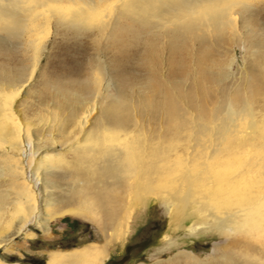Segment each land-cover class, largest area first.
Wrapping results in <instances>:
<instances>
[{
	"label": "bare ground",
	"instance_id": "1",
	"mask_svg": "<svg viewBox=\"0 0 264 264\" xmlns=\"http://www.w3.org/2000/svg\"><path fill=\"white\" fill-rule=\"evenodd\" d=\"M53 33L61 45L86 40L99 51L102 43L115 46L127 62L134 55L128 51L134 41L141 45L148 75L138 79L139 89L130 82L120 86L101 107L98 100L109 86L102 68L93 81L74 80L73 89L61 81L51 85L66 110L83 106L78 112L70 108L74 111L56 125L70 158L64 152H46L36 158L34 173L44 177L46 191L61 186L59 176L67 188L47 193L41 204L22 155L4 148L1 171L15 179L16 192L12 201L4 202L15 205L13 218L4 225L5 209L0 206V248H9L31 223L48 234L53 219L80 216L99 225L104 242L50 250L45 264H102L110 244L127 233L137 201L153 193L173 205L172 223L191 218L195 220L188 228L201 226L228 236L212 260L183 250L164 264H264V153L248 154L244 161L241 157L248 145L264 148V129H259L264 107L262 112L255 109L264 106V0H0V55L12 58L20 50L31 51L33 60L28 78L18 86L25 68L0 64V147L8 144L24 152L30 147L33 154L41 148H35L29 124L16 117L13 100L35 73ZM240 39L254 55L247 73L249 89L228 90L221 73L212 76L214 68L230 74L231 60L206 62L201 68L205 80L191 79L193 47L202 48V55ZM164 49L171 68L166 81L156 77ZM207 76L216 82L218 93L205 89ZM212 98L217 104L210 108L206 104ZM96 112L97 123L88 129ZM238 135H246L250 144L236 139ZM238 157L240 169L225 172ZM61 160L65 163L57 162ZM259 170L258 176H249ZM251 181L255 184L249 187ZM0 264L20 263L0 258Z\"/></svg>",
	"mask_w": 264,
	"mask_h": 264
},
{
	"label": "rangeland",
	"instance_id": "2",
	"mask_svg": "<svg viewBox=\"0 0 264 264\" xmlns=\"http://www.w3.org/2000/svg\"><path fill=\"white\" fill-rule=\"evenodd\" d=\"M242 41L243 39L238 40L236 43H225L226 46L223 45L219 51H217V48H212L205 53L207 55L200 54L202 48H197L198 50H196V47H193V55L190 59L191 79L195 76L197 78L196 81L200 80L203 82L205 80L204 74L202 76L201 68L203 65H206V62L213 60L230 62L231 60L230 67H228L230 74L225 70L219 71L217 70L218 68H214L212 76L216 78V75L221 73V78H223V76L225 77L221 81L222 85L225 83V85L228 86V90L231 89L232 91L233 89L235 91L237 87L243 88L244 85H247L246 87L249 89V85L251 84L247 81V73L252 67L254 55L251 50H246V48L243 47ZM87 42L86 40H70L68 42H63L61 45L60 39H58L54 33L50 34L35 73L13 100V111L16 117L24 124H29L32 137L35 140V148L37 146L41 148L33 154V149L31 150L30 147H26L24 152L23 149H12L8 144H4L5 147H0V164L5 162V158L2 156V152L5 149H7L9 153L11 152L10 154L16 156L22 155L21 157L24 159L27 175L35 183L34 188L38 195V201L41 204H43L47 193L51 191L59 192V187L67 188V183L62 176H59L57 177L58 184L61 186L55 188L50 187L48 188L49 191H46L44 177L39 176V178H37L36 173H34L36 158L46 152H64L63 156L65 155L70 158V153H66V150H64V144L62 143L63 137L57 130L58 128L56 125L60 119L67 117L65 115H70L74 110L78 112L83 106L82 104H78L74 107H70L76 108L74 110H70L67 106L68 108L66 110L63 99H57L53 96L56 90L53 89L51 85L61 81L73 89V85L70 84L74 80L77 78H87L93 81L96 79V76H99L98 69L102 68L104 70L103 82L106 80L109 82V86L106 88V94L104 93L105 96H101L98 100L99 107H101L107 103V95H116L117 89L120 86H126L130 82L128 85L135 87V90L139 89L141 85L139 80L141 81L143 79L142 77L148 75L146 74L148 67L146 68V64L142 63V56L139 55L141 45L139 46V44H136L134 41L131 42L129 46L130 50L128 51L131 52L132 55H137L138 59L133 55L131 58L132 60L128 62L120 59L119 53L116 52L119 49L115 46H108V48H106V44L102 43L103 47L101 46L102 49L99 51L93 43L89 44ZM86 44L87 47L85 46ZM135 51L137 54L133 53ZM29 52L30 54H28ZM29 52L20 50L12 58L6 55H0V64L11 69H15V67L18 66L25 68L24 79H18V81H16L17 86L25 82L31 71L33 60L30 57L32 53L31 51ZM100 52L101 56L99 55ZM167 55V50L164 49V52H162V59L159 58L163 63H161L156 71V77L159 80L166 81L170 79L171 68L167 60L165 61ZM263 72L264 71H262V73ZM26 73L28 75H26ZM255 73L260 72L255 70ZM92 75L95 77H92ZM207 78L205 89L214 94L215 91L218 93L219 88L216 82L209 76H207ZM48 81H50V84H47ZM132 84H134V86ZM201 84L204 85V83ZM137 85L139 86L137 87ZM93 88L94 86L92 89ZM194 89H197V86ZM215 104H217V99L212 98L207 102L206 106L213 108ZM263 107V104H259V106L257 104L255 109L260 112L261 110L263 111ZM97 117H99V112L92 115L91 120H93V122L91 121L88 129H91V127L93 128L95 125L94 123H97ZM263 123L264 119L260 121L262 126L259 127V129L261 131H263L261 129L262 127L264 129ZM139 138H141V136H137V139ZM235 138L242 142H246V139L248 141L246 135H238ZM37 142H40V145L36 144ZM178 143L181 144L182 142L179 141ZM247 144H250L249 141ZM242 152L241 157L242 161H244L247 159V156L250 157L249 155L256 156L263 154L264 148L258 149V147L248 145L246 148H242ZM64 157H62V159H64ZM241 157L231 161L237 164L232 166L227 165V169L224 171L233 173L240 169L241 165L239 163L241 162ZM57 162L65 163V160ZM2 168L0 167V206L5 209L2 210L3 212L1 213L4 216V223L2 224L4 225L13 216L11 211L15 209V205L11 204L13 202L7 204L8 206L4 202L13 200V196L16 192V182L14 184L15 179L11 177L8 171H1ZM55 171L57 173L60 172L58 168H55L54 172ZM259 172L260 170L255 171V173L253 172L249 176L254 177L256 174L258 176ZM11 178L13 180H11ZM254 184V181H251L248 186L251 187ZM160 196L161 194L149 193L137 201V205L133 207L131 213L127 233L110 244V255L102 264H154L156 262L164 264V260L175 256V254L183 250H191L195 255L206 260H212V258L221 253V248L225 245V239L228 236L211 233L210 230H203L201 226L194 225L192 229L188 228L195 220L191 218L184 221L180 219L172 223L173 205ZM15 219L17 220V218H14V221H16ZM26 230L15 235L9 248H0L1 259L19 262L20 264H45L50 250H68L89 242H104V236L99 225L80 216L65 215L53 219L50 221V233L48 234L41 231L34 223L29 224ZM9 231H12V227L9 228ZM28 232H34L35 235L31 236L27 234Z\"/></svg>",
	"mask_w": 264,
	"mask_h": 264
}]
</instances>
